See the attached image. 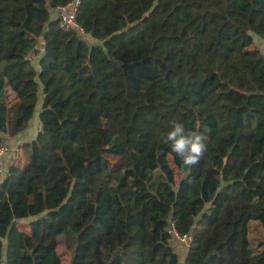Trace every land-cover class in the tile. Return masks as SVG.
Masks as SVG:
<instances>
[{
	"label": "trees",
	"instance_id": "obj_1",
	"mask_svg": "<svg viewBox=\"0 0 264 264\" xmlns=\"http://www.w3.org/2000/svg\"><path fill=\"white\" fill-rule=\"evenodd\" d=\"M71 1L0 0V144L40 120L4 164L0 264H63L61 236L70 264H264V0H80L85 34ZM173 120L204 137L187 169Z\"/></svg>",
	"mask_w": 264,
	"mask_h": 264
},
{
	"label": "rangeland",
	"instance_id": "obj_2",
	"mask_svg": "<svg viewBox=\"0 0 264 264\" xmlns=\"http://www.w3.org/2000/svg\"><path fill=\"white\" fill-rule=\"evenodd\" d=\"M87 38L89 39V42H91V43L95 42L90 37L87 36ZM256 44L258 46H260L264 51V42L258 37H256ZM37 57H35V58H37ZM35 62L37 63V61H35ZM13 97H14V95L11 94L10 95L11 105H14V103L16 102V100ZM37 119H39L38 113L35 114V117L32 120V123H31L32 126L35 125ZM27 152L28 151H27L26 145L24 144L23 145V157H22L23 161L27 157V155H26V154H28ZM106 156L110 161V166L112 169L117 170V169L123 168V166L125 164V158L122 155L107 154ZM179 179H180V175H179V173H177V181H179ZM20 225L23 226L24 223L20 222ZM249 239H250V248L251 249L256 250V249H259L261 247V245H264V227L262 226L261 222L255 221V220L250 222V224H249ZM170 243H171V246L179 254V256L181 258L180 261L183 262L186 254H187V250L189 248L188 241H185V240H182V239L175 237V238H171ZM58 252L62 258V263L63 264H70L71 250H70V248H68L67 240H66V237H64V236H61L60 244L58 247Z\"/></svg>",
	"mask_w": 264,
	"mask_h": 264
},
{
	"label": "clouds",
	"instance_id": "obj_3",
	"mask_svg": "<svg viewBox=\"0 0 264 264\" xmlns=\"http://www.w3.org/2000/svg\"><path fill=\"white\" fill-rule=\"evenodd\" d=\"M166 140L186 169L199 162L206 148L204 137L199 132L186 131L185 126L176 120L170 122Z\"/></svg>",
	"mask_w": 264,
	"mask_h": 264
},
{
	"label": "built area",
	"instance_id": "obj_4",
	"mask_svg": "<svg viewBox=\"0 0 264 264\" xmlns=\"http://www.w3.org/2000/svg\"><path fill=\"white\" fill-rule=\"evenodd\" d=\"M80 4V0H73L69 2L66 5L59 6V24L60 26L65 30L75 29L81 34H85V29L77 22L76 14L78 11V7ZM10 147L8 143H5L2 141L0 144V182H3V179L5 177L6 171L3 163L4 156L9 152ZM16 165V164H14ZM175 237L188 241V244L190 245L192 241V236H180L175 227L174 223H172V230Z\"/></svg>",
	"mask_w": 264,
	"mask_h": 264
},
{
	"label": "crops",
	"instance_id": "obj_5",
	"mask_svg": "<svg viewBox=\"0 0 264 264\" xmlns=\"http://www.w3.org/2000/svg\"><path fill=\"white\" fill-rule=\"evenodd\" d=\"M40 128V120L37 119L34 126H30L26 131L21 134L11 136L10 134L6 135L2 141L9 144L10 150L4 156L3 163L5 165L16 164L20 167L26 166L28 163V154L25 160H22L23 157V145L27 142L35 139L38 130Z\"/></svg>",
	"mask_w": 264,
	"mask_h": 264
},
{
	"label": "water",
	"instance_id": "obj_6",
	"mask_svg": "<svg viewBox=\"0 0 264 264\" xmlns=\"http://www.w3.org/2000/svg\"><path fill=\"white\" fill-rule=\"evenodd\" d=\"M3 182H0V186L2 185Z\"/></svg>",
	"mask_w": 264,
	"mask_h": 264
}]
</instances>
